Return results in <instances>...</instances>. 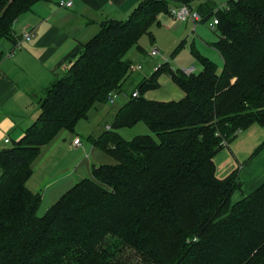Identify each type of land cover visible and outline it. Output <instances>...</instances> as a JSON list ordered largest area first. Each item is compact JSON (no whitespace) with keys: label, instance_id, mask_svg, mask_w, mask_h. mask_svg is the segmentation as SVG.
Here are the masks:
<instances>
[{"label":"trees","instance_id":"1","mask_svg":"<svg viewBox=\"0 0 264 264\" xmlns=\"http://www.w3.org/2000/svg\"><path fill=\"white\" fill-rule=\"evenodd\" d=\"M36 1L0 0V39L15 42L13 21ZM193 1L138 0L126 17L101 19L64 73L37 95L35 119L0 146V264H264V180L233 199L238 170L218 177L213 159L240 129L254 121L264 126V0L194 5L200 21L217 17L211 45L221 68L195 50L197 71L161 56L141 74L127 56L132 47L144 53L139 38H152L158 13ZM162 72L182 97L144 96ZM125 79L133 89L109 126L86 136L115 161L91 163L89 176L39 214L41 192L26 181L41 146L62 129L73 132L109 92L123 93ZM138 120L152 133L126 139L117 131ZM262 148L264 138L253 153Z\"/></svg>","mask_w":264,"mask_h":264},{"label":"crops","instance_id":"2","mask_svg":"<svg viewBox=\"0 0 264 264\" xmlns=\"http://www.w3.org/2000/svg\"><path fill=\"white\" fill-rule=\"evenodd\" d=\"M57 1L37 0L30 9L18 14L12 23V35L15 42L21 39L19 46L14 47L15 42L12 43L11 39H0V146L9 144L14 136L17 139L24 128L35 119L37 110L34 108V103L37 95L42 93L43 88L52 79L62 74L72 52L97 31L99 21L105 17L124 18L138 2V0H73L71 6L60 7ZM198 1L194 0L193 6ZM215 2H221V0H215ZM168 14V12H160L157 17L168 16ZM26 30L32 33L30 39L22 38ZM215 32V39L207 42L211 48H214L211 42L218 38L216 29ZM8 52L10 53L7 54ZM127 56L131 57L133 62L141 64L140 68H134L135 71L141 70L143 74L153 70L155 57L150 56L148 52L142 53L136 47H132L127 52ZM157 79L159 85L147 89L144 92L146 98L169 100L183 96L182 88L166 72L160 73ZM124 93L125 91L122 94L126 98ZM116 99L112 102L106 100L93 106L86 118L78 120L75 126L78 130H83V127L87 125L84 134L63 129L61 135L73 133L74 136L80 137L101 133L107 125L109 126L107 122L111 120L103 121V118L106 116L112 118L118 107L115 104ZM126 127H131L132 131L129 132ZM117 131L119 134L124 131L121 135L126 139L137 134L152 133L142 120L130 126L119 127ZM5 137H9V140L5 141ZM263 138L264 126L254 121L240 129L228 145L214 154L215 174L218 177H224L238 170L240 188L234 191L233 199L249 193L264 180V148L253 153L254 148ZM94 147V145L91 146V152ZM99 162L104 161L89 160L88 171L90 172L91 163ZM35 168L37 165L33 167L32 172ZM69 169L63 173L68 171L65 175H70L75 172ZM31 175L26 181L27 185L41 192L40 186L28 183ZM83 176L77 177L75 181Z\"/></svg>","mask_w":264,"mask_h":264},{"label":"rangeland","instance_id":"3","mask_svg":"<svg viewBox=\"0 0 264 264\" xmlns=\"http://www.w3.org/2000/svg\"><path fill=\"white\" fill-rule=\"evenodd\" d=\"M211 18L212 16L209 17L208 20L200 22V20L193 21L191 19L187 21L176 20L169 14L168 16L159 15V23L155 22L150 29L152 38L143 34L139 38V42L145 52H149V49L153 45H156L160 50V55L153 59L159 60L162 58L161 56H164L173 67L181 68L193 63L195 65V70H199L201 64L193 54L196 50L213 59L221 68L222 60L220 55L214 48H211L207 44V42L214 40L216 37L215 29L210 27L208 23ZM64 71L62 73H64ZM136 74L137 73L133 71V75ZM126 81L127 82L123 85L125 89L123 91L133 89L134 83L132 81L128 83V80ZM124 98L122 92H120L115 102L116 106L121 105L125 101ZM110 119V116H106L103 118V121H109ZM86 127L87 125L83 127V130H78L77 127L74 129L80 134H84ZM126 129L129 132L132 131L131 127H126ZM62 131L63 129L58 131L53 139L41 146L39 154L33 162V167L37 165V168L33 170L28 183L41 187L42 199L38 208L39 214L44 213L47 207L53 203L58 198L59 194L65 191L77 177L90 175L87 168V162L89 160L111 163L115 161L110 155L97 147H94L91 152L92 145L87 140L86 136H80L81 143L79 145L72 144V139L75 137L74 134L67 133L61 135ZM15 137L16 136L13 138L15 139ZM68 168H70L69 171L75 172L70 175H65L68 171L65 173L63 172Z\"/></svg>","mask_w":264,"mask_h":264},{"label":"built area","instance_id":"4","mask_svg":"<svg viewBox=\"0 0 264 264\" xmlns=\"http://www.w3.org/2000/svg\"><path fill=\"white\" fill-rule=\"evenodd\" d=\"M73 4V0H58L57 1V5L60 6V7H68V6H71ZM224 3H219L216 5L215 8H219L221 5H223ZM170 10V14L171 16L176 19V20H185V19H191L193 21H198L201 19V14L200 12L197 10L196 7L192 6L191 4L189 3H185V2H181V3H178V4H173L170 6L169 8ZM217 17L215 15L212 16L211 20L208 21L209 23V26L210 27H215L216 23H217ZM32 36V33L31 31L29 30H26L23 32V35H22V38H25V39H30ZM21 44V39H18L16 40L15 44H14V47L15 46H19ZM11 52V51H10ZM10 52H8L7 54H9ZM149 54L151 55H156V54H159L160 55V50L159 48L156 46V45H153L150 49H149ZM131 67L132 68H140L141 67V64L140 63H132L131 64ZM156 67V66H155ZM184 70L186 72H190L192 70H194V67L193 65H188L186 67H184ZM120 92H115V91H111L108 93V96H107V101L109 102H112L114 101V99L116 97H118ZM133 95H136L137 94V91H133L132 93ZM5 141H8L9 140V137H5L4 138ZM80 137L79 136H75L73 138V143L74 144H80Z\"/></svg>","mask_w":264,"mask_h":264}]
</instances>
